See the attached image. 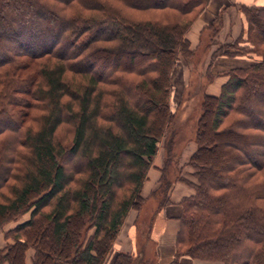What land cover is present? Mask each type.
Wrapping results in <instances>:
<instances>
[{
	"label": "trees",
	"instance_id": "16d2710c",
	"mask_svg": "<svg viewBox=\"0 0 264 264\" xmlns=\"http://www.w3.org/2000/svg\"><path fill=\"white\" fill-rule=\"evenodd\" d=\"M208 1L0 0V228L29 214L0 264H26L30 249L32 264L104 262L142 201L175 116L171 73L193 55L186 32ZM239 9L244 31L212 58L254 62L203 95L177 256L264 264V6Z\"/></svg>",
	"mask_w": 264,
	"mask_h": 264
},
{
	"label": "crops",
	"instance_id": "0c3cea01",
	"mask_svg": "<svg viewBox=\"0 0 264 264\" xmlns=\"http://www.w3.org/2000/svg\"><path fill=\"white\" fill-rule=\"evenodd\" d=\"M240 6H264V0H209L206 8L197 16L190 26L186 38L193 51L203 50L206 53L202 63L203 76L211 77L208 83V95L216 96L220 93L222 85L227 81L228 72L234 69H243L253 64L254 60L245 55L216 56L212 54L223 44H232L245 29L244 17L240 12ZM216 18L217 36H210L208 46L204 45L203 38L206 32L214 25ZM204 47V48H203ZM178 66V67H177ZM180 67V68H179ZM193 68L191 59L180 58L171 73V93L169 102L174 99L175 87L183 91L189 85L190 74ZM206 94V93H205ZM196 149L195 143L190 144L189 152L184 153L181 159L182 167L187 165L189 158ZM180 160V159H179ZM165 155L157 150L148 170L146 180L140 192L143 201L153 200L159 195L160 180L164 174ZM189 168L188 166H186ZM190 172L183 169V175ZM151 174H154L152 182ZM188 178L178 175L169 180L165 193L160 195V201L152 212L148 221L141 222L142 209H132L123 221L113 246L102 264H116L119 254L132 257L134 264H224L220 261H208L191 258L187 255L177 256V237L181 227L182 205L184 198L193 194V189L186 182ZM163 201H162V200ZM6 241H3V247ZM0 246H2L0 244ZM29 251V250H28ZM26 253V264H31L33 251Z\"/></svg>",
	"mask_w": 264,
	"mask_h": 264
},
{
	"label": "rangeland",
	"instance_id": "374dc122",
	"mask_svg": "<svg viewBox=\"0 0 264 264\" xmlns=\"http://www.w3.org/2000/svg\"><path fill=\"white\" fill-rule=\"evenodd\" d=\"M142 17V15H138ZM146 17V16H144ZM189 30V29H188ZM215 29H210L206 32V36L203 38V44L208 46L210 42V36ZM188 32V31H187ZM186 32V34H187ZM204 48V47H203ZM204 56L206 53L203 50H200L195 53V55L190 57L193 68L190 74L189 85L183 91L182 97H180V88L175 87L174 99L169 102L171 112L174 113V119L172 120L171 126L166 131L165 135L158 143V150L164 152L165 155V165H164V174L167 172L164 177L169 181L173 179L174 175L178 171V175L185 176L188 178L189 181H195L191 176L192 169L189 167L187 168L179 165L182 163L181 159L183 158L184 153L189 152L190 144L195 143L194 136L196 132V121L201 114L200 104L203 98V95L209 94L208 91V81L209 77L203 76L202 70V63ZM185 62V59H184ZM178 67V66H177ZM180 68V67H179ZM209 76V75H208ZM209 92V93H208ZM219 95V91L216 96ZM35 127V125H34ZM72 128L69 124H63L58 132V138L64 144L67 143L71 139ZM196 145V144H195ZM25 152L24 149H22ZM180 159V160H179ZM190 159V158H189ZM69 162V160L67 161ZM72 161L68 165V168L71 169H78V162ZM187 169L190 172H186V175H183L182 170ZM154 174H151L149 178H151L148 183L152 182ZM163 177V175H162ZM167 184H163V189L159 190V195L157 197H153V200L148 201H141L138 202V208L142 209V214L140 221L147 222L150 218L152 212L159 205L158 202L160 201V195L164 193V189L166 188ZM167 189V188H166ZM163 190V191H162ZM162 200V199H161ZM163 201V200H162ZM29 214L26 213L24 215L19 216L14 221L8 222L6 225L0 228V250L4 249L8 244H12L13 240V233L9 230L13 229L16 225L26 221L28 219ZM6 241V245L3 247V241ZM31 250V249H30ZM30 250L28 251L30 253ZM29 264V263H28ZM32 264V262H31Z\"/></svg>",
	"mask_w": 264,
	"mask_h": 264
}]
</instances>
